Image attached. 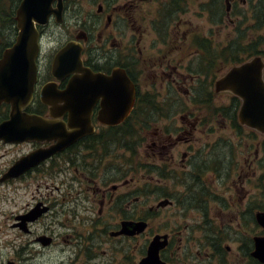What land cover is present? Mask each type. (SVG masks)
I'll return each instance as SVG.
<instances>
[{
    "label": "flooded vegetation",
    "instance_id": "flooded-vegetation-1",
    "mask_svg": "<svg viewBox=\"0 0 264 264\" xmlns=\"http://www.w3.org/2000/svg\"><path fill=\"white\" fill-rule=\"evenodd\" d=\"M80 1L63 0L60 12L51 13L48 23L37 26V77L32 97L21 111L64 124L70 131V112L57 108L63 113L52 115L53 104L44 95L50 87L66 91L72 79L83 74L80 67L104 78L100 97L90 108L88 129L92 131L74 140L0 138V264H37L45 255L64 258L50 264H109L102 260L104 243L116 240L124 252L123 264H140L147 261L156 236L163 242L162 264H234L228 242L237 244L241 264H263L253 252L256 241L264 239L258 219V213L264 212V137L258 140L262 132L240 121V97L217 85L232 67L251 57L235 62L216 78L205 73L201 79L198 71L194 76L193 59H198L194 56L199 55L201 44L211 45L199 34L192 36L199 25L189 12L194 8L198 16L202 6V16L210 21L208 29L212 22H224L223 14L231 17L232 11L249 14L264 28V0H207L202 5L199 0H93L95 14L78 9L73 15ZM58 5L55 0L53 7ZM69 19L74 28L68 25L65 36L51 39L53 29ZM69 42L78 47L79 65L73 71L70 58L60 56ZM260 55L264 63V53ZM214 63L213 58L203 57L204 70ZM166 64L174 71L167 72ZM152 65L157 68L154 75L173 76V86L182 83L180 77L199 81L193 88L180 86L192 100L179 94V116L166 131L155 124L169 117L172 109L166 108L164 98L158 100L161 92L143 90L139 84ZM123 75L133 83L135 99L125 118L110 124L105 120L114 114L105 115V106L120 111L114 97L119 104L120 98L114 93L120 85L126 86ZM221 92L232 99L215 104ZM199 105L207 113L196 114L193 108ZM123 110L127 112L124 105ZM14 111L11 103L1 102L0 124L10 120ZM231 127L240 140L227 134ZM217 128H222L219 136H215ZM138 129L143 134L137 136ZM140 145L146 158L136 160ZM240 148L244 151L241 168ZM81 171L90 184L75 187L72 172ZM139 171L149 176L148 181L158 177L152 188H140ZM153 191L159 195L156 203L150 197ZM2 201L10 202L11 209L5 210ZM163 209L177 210L176 227L166 221L160 229L153 218ZM107 213L114 220L106 218ZM189 216L193 221L186 220ZM135 222L143 223L144 229L140 230L141 224L139 230L128 227L127 232L125 227ZM8 250H14V255L5 259Z\"/></svg>",
    "mask_w": 264,
    "mask_h": 264
},
{
    "label": "water",
    "instance_id": "water-1",
    "mask_svg": "<svg viewBox=\"0 0 264 264\" xmlns=\"http://www.w3.org/2000/svg\"><path fill=\"white\" fill-rule=\"evenodd\" d=\"M55 0H23L16 11V21L18 34L14 44L7 48L0 59V103L5 101L12 104L14 113L12 118L0 124V138L23 139H43V138H70L77 139L92 131L88 129L90 123L91 107L98 99L100 82L104 80L101 75L87 72L84 69L82 75L76 76L71 81L68 89L63 92H56L52 87L44 95V100L52 106V115H61L63 112H70L69 126L67 130L64 124L57 123L39 115L24 114L21 109L32 97L34 83L37 76L36 59L40 51L39 31L36 23H47L51 13L56 14L62 10V1L59 0V7L52 6ZM68 53L74 57L73 66L78 67L77 60L78 47L70 43L61 52L60 56ZM76 57V58H75ZM75 67V68H77ZM264 63L261 56L233 67L217 83L219 88L230 89L235 94L243 98L240 109V121L251 127L264 132ZM124 76V75H123ZM125 77V85L119 86V91H115L114 97L120 111L114 112L110 107L105 106V115L114 114V117L106 119L105 122L118 123L125 118L135 99V88L128 77ZM119 78H121L119 76ZM101 93V92H100ZM109 99L111 97L108 96ZM64 101L59 106L58 102ZM126 105H125V103ZM123 105L125 110H123ZM57 108H62L63 112H56ZM87 108V109H83ZM36 161V159H35ZM258 219L264 226V212L258 213ZM135 225H127L125 230H139L143 223L135 222ZM142 226V225H141ZM144 229V224L142 229ZM129 230L127 232H129ZM133 231V230H132ZM163 247L160 236H156L151 243L149 259H145L140 264H162L159 251ZM253 255L264 262V239L256 241V250Z\"/></svg>",
    "mask_w": 264,
    "mask_h": 264
},
{
    "label": "rangeland",
    "instance_id": "rangeland-1",
    "mask_svg": "<svg viewBox=\"0 0 264 264\" xmlns=\"http://www.w3.org/2000/svg\"><path fill=\"white\" fill-rule=\"evenodd\" d=\"M206 1L207 0H199L200 5H202ZM19 2L20 0H0V53L7 47L8 43H12L13 40L15 39V36H16L15 29L16 28H15V21L13 20V17L15 16V9L18 6ZM75 6H76V10L73 12V15L77 13L78 9L87 10L86 13H89V14H92V13L95 14L97 10V5L93 3V0H81L80 3H77ZM189 16H191L195 24L199 25L198 33L194 32L192 36L195 37L197 34H199L201 37V40H205L207 42V40L209 39L208 43L212 46V47L209 46V48H206V47L203 48L201 44L199 55L194 56V57H198V59L196 61H194L193 59V62H194V66H193L194 74L193 75L194 76H198V73H199V75L201 76V79L202 78L205 79L206 76L204 74L210 73L211 76L208 78H212V76L216 78L220 76L221 74L226 73L234 65L235 58L242 57V55L244 56V58L249 57L248 54L240 53L241 48H242L241 44L243 46H246L248 44H251L252 42L258 41L256 48H258L260 51H264V28H262L261 26H258L256 22L251 21L249 14L247 15V17L240 16L239 14L235 15L233 11H232L231 17L223 14L224 22H222V20L218 21L217 23L212 22L210 26L211 29L209 28L210 30L207 27V25L210 24L208 16L207 15L205 17L202 16V6L201 7L199 6L198 16L195 13L194 8L190 10ZM70 19L68 20L67 24L61 27H55L53 29L51 33V39L53 38V35H55V37L57 38H59L61 35L65 36L68 25L70 26L69 28H74V25L70 24ZM194 48L195 46H193V49ZM186 49L187 47L184 46L183 52ZM233 52L236 53V56H232ZM172 56H176V55H172ZM203 57H209L210 61H211V58H213L215 60L214 66H211L208 69L204 70V67H207V65H204V66L202 65ZM198 60H199V66H197ZM177 61L178 60L176 57L172 64H175ZM166 66H167L166 68L167 72L174 71L172 65L169 66L168 64H166ZM149 69H151V72H149L146 75L147 78L140 80L139 84L143 90L161 92L162 94L160 95L158 100L161 102L162 99L164 98L166 100V108L170 107L172 109V111L169 112V117L161 118V120L157 124H155V126L159 128L161 127L166 131L165 127H167L169 123L176 121L175 117L179 116V113L176 112V106L180 100L179 94L182 95L185 98V100L188 102L192 100L189 96V93L187 94L184 93L180 86L184 84L186 85L185 86L186 88L188 87L193 88V86L197 84V82L199 83V81L197 80V77H194L195 78L194 81L191 80L190 78H186L185 80H182L180 77L179 79L182 81V83L179 86L176 84L175 86H173L171 85V82L173 81V78H172L173 76L154 75V72L157 71V68L154 67L153 65L152 67H149ZM169 88H172V90L169 91ZM200 89H201V86H200ZM226 99L231 100L232 99L231 95L227 92H221L218 96V99L215 101V104L222 105L224 104V102H226ZM193 110L194 112H196V114H205V112L207 113L206 109L200 105L198 107H194ZM229 123L230 122L228 121L227 124ZM220 129L222 128L216 129L215 136H219L221 134ZM152 130L154 131L156 129L152 128ZM141 134H143V130L138 129L136 135L138 136ZM227 134L233 137L234 139L238 138V140H240L239 139L240 136L237 135L236 130L233 129L232 127L227 130ZM244 136H245V132L243 131L242 137ZM263 137H264V134L258 132L257 139L261 140ZM112 146H115V144H113ZM240 146L242 148L243 144H241ZM121 147L122 146L120 145V152H122ZM149 150L153 153L152 148H150ZM137 151L139 152V154L138 156H136V160H142L146 158V156L144 155V149L141 145L137 148ZM225 151L227 153V158H229L228 155L230 154V152L227 150ZM1 152L2 151L0 150V153ZM241 152H243L239 156L241 160L240 159L237 160L238 166L240 168L242 167L243 156H244V151L241 150ZM121 159L122 158L119 159V163ZM137 162L138 161H136V163ZM80 169L82 170V168ZM81 173L82 171L80 173L72 172V184L75 187H79L82 184H90L89 182H87L86 179H84L81 176ZM148 177L147 175H145L144 171L136 172V182H137V179H139L138 182L142 184V187L140 188H143V186H148L152 188V186H154V184L158 180V177L155 176V177H151L150 180L148 181L147 180L149 179ZM157 196L159 195L158 193H156V191L150 192V197L153 203H156ZM1 204L4 205L5 210L11 209L10 202L5 203L4 201H2ZM105 217L108 219L114 220L111 218L110 213H107ZM153 219L161 225L160 229H162V227L165 228L166 221H170L171 225L174 227L178 225V216H177L176 209H163V213L161 212V215L154 217ZM186 220L188 222H191L193 221V218L189 216L186 218ZM157 226L159 227V225ZM248 229H250L249 230L250 232L253 231L251 230V227H249ZM228 244L232 246V250L230 251V254H229L230 259H236L234 261V264H241L240 255H239L240 251L237 248V244L234 242H228ZM127 248H130L129 243L127 244ZM122 250L123 249L121 248L117 240L105 242L104 243L105 252L102 255V260L105 263H109V264H119V263L123 264L122 257L124 256V252ZM13 255H14V250H8L7 253L4 254L3 258L8 259V258H11ZM55 258H57V262H58V260L62 259L63 257L62 256L50 257V255H45L43 257H40L37 260V264H50L53 262ZM98 260L102 262L101 257H99Z\"/></svg>",
    "mask_w": 264,
    "mask_h": 264
},
{
    "label": "trees",
    "instance_id": "trees-1",
    "mask_svg": "<svg viewBox=\"0 0 264 264\" xmlns=\"http://www.w3.org/2000/svg\"><path fill=\"white\" fill-rule=\"evenodd\" d=\"M13 20L15 21V16L13 17ZM257 42L258 41L252 42L251 44H248L246 46H243L241 44L242 48H241L240 53H245V54H248L249 56H253V55H257V54H263L262 52H264V51H260L258 48H256ZM9 45H11V43H8L7 46H9ZM1 53H0V55H1ZM232 56H236V53L233 52ZM243 59H244V56L242 55V57L235 58L234 60H235V62H239V61H242Z\"/></svg>",
    "mask_w": 264,
    "mask_h": 264
}]
</instances>
